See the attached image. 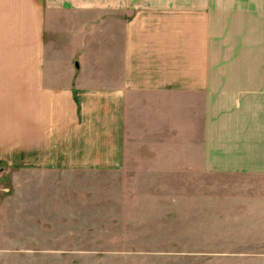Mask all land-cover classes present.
Returning <instances> with one entry per match:
<instances>
[{"label": "crops", "instance_id": "crops-1", "mask_svg": "<svg viewBox=\"0 0 264 264\" xmlns=\"http://www.w3.org/2000/svg\"><path fill=\"white\" fill-rule=\"evenodd\" d=\"M156 151L264 173V0H0V234L22 177Z\"/></svg>", "mask_w": 264, "mask_h": 264}, {"label": "rangeland", "instance_id": "rangeland-1", "mask_svg": "<svg viewBox=\"0 0 264 264\" xmlns=\"http://www.w3.org/2000/svg\"><path fill=\"white\" fill-rule=\"evenodd\" d=\"M132 155L138 168L22 177V232L0 234V264H264V173Z\"/></svg>", "mask_w": 264, "mask_h": 264}]
</instances>
